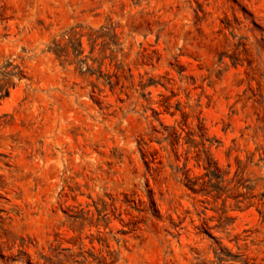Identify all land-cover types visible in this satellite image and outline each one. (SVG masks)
Listing matches in <instances>:
<instances>
[{
	"label": "rangeland",
	"instance_id": "rangeland-1",
	"mask_svg": "<svg viewBox=\"0 0 264 264\" xmlns=\"http://www.w3.org/2000/svg\"><path fill=\"white\" fill-rule=\"evenodd\" d=\"M0 264H264V0H0Z\"/></svg>",
	"mask_w": 264,
	"mask_h": 264
}]
</instances>
